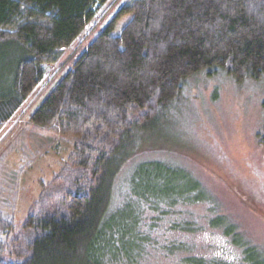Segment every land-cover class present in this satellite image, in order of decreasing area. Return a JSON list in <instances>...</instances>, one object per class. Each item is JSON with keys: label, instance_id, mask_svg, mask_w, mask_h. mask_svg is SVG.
Wrapping results in <instances>:
<instances>
[{"label": "trees", "instance_id": "1", "mask_svg": "<svg viewBox=\"0 0 264 264\" xmlns=\"http://www.w3.org/2000/svg\"><path fill=\"white\" fill-rule=\"evenodd\" d=\"M106 1L0 0V47L15 52L0 71V129ZM82 48L29 118L73 140L63 169L65 199L55 211L25 219L21 229L31 234L30 254L20 263L5 257L12 219L0 216V264H136L151 231L175 212L168 232L176 235L157 247L165 257L175 256L174 264H228L192 255L182 238L221 225L242 248L241 264H264L224 216L200 217L204 227L182 215L177 207L189 204H208L215 212L210 195L183 169L138 163L123 201L112 206L119 174L143 141L159 132L155 125L163 113L168 123L189 78L214 69L238 83L264 77V0H132ZM260 145L264 153V138ZM146 213L156 216L147 223Z\"/></svg>", "mask_w": 264, "mask_h": 264}, {"label": "rangeland", "instance_id": "2", "mask_svg": "<svg viewBox=\"0 0 264 264\" xmlns=\"http://www.w3.org/2000/svg\"><path fill=\"white\" fill-rule=\"evenodd\" d=\"M131 1L97 4L92 20L69 50L59 56L43 82L0 129V216L12 219L13 229L5 251L8 262L20 263L30 254L31 234L21 229L25 219L42 209L55 211L65 199L60 192L68 185L63 169L73 140L57 130L33 125L30 115L80 55L79 48L84 50ZM128 20L118 21L115 34ZM14 55L13 47H0V71ZM186 84L183 98L168 113V123L163 113L155 125L159 132L143 141L139 154L119 174L112 206L123 201L126 179L138 163L158 161L183 169L210 195L215 212L210 213L208 204L200 203L177 207L183 208L182 215L204 227L206 221L200 217L224 216L237 236L255 246L264 259V153L260 145L264 138V77L238 83L224 71L214 69L189 78ZM145 215L147 223L150 216H156ZM174 217L176 212L151 231L143 258L136 264H174L175 256L165 257L164 251L157 249L176 235L168 232ZM224 228H204L182 238L192 255L241 264L242 248L231 243Z\"/></svg>", "mask_w": 264, "mask_h": 264}]
</instances>
